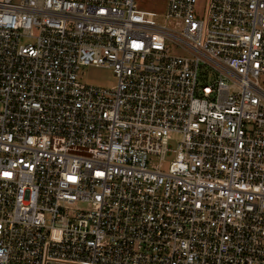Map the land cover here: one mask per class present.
<instances>
[{"label": "built area", "instance_id": "2783aa9c", "mask_svg": "<svg viewBox=\"0 0 264 264\" xmlns=\"http://www.w3.org/2000/svg\"><path fill=\"white\" fill-rule=\"evenodd\" d=\"M196 2L0 0V264H264V0Z\"/></svg>", "mask_w": 264, "mask_h": 264}, {"label": "rangeland", "instance_id": "374dc122", "mask_svg": "<svg viewBox=\"0 0 264 264\" xmlns=\"http://www.w3.org/2000/svg\"><path fill=\"white\" fill-rule=\"evenodd\" d=\"M136 6L142 10L156 11L162 13L165 7L166 0H134ZM204 6V0H197L195 5V14L198 17L201 15L202 8ZM166 48L169 53L174 55H188L183 48L172 42L166 43ZM80 81L97 87H111L115 83L113 72L107 67H93L85 66L80 69ZM213 75L207 72V76L204 79L199 80V84H205L211 82ZM170 158L164 163V169L168 165Z\"/></svg>", "mask_w": 264, "mask_h": 264}]
</instances>
